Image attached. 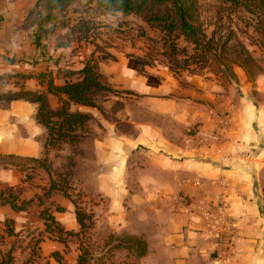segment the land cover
Returning <instances> with one entry per match:
<instances>
[{"label": "crops", "instance_id": "0c3cea01", "mask_svg": "<svg viewBox=\"0 0 264 264\" xmlns=\"http://www.w3.org/2000/svg\"><path fill=\"white\" fill-rule=\"evenodd\" d=\"M10 2L0 0V16L7 12L15 19L20 0ZM83 62L72 58L62 64L59 59L47 68L60 83L64 77L58 70L78 69ZM99 66L114 88L137 99L131 103L130 97L103 91L96 101L104 114L93 105L79 106L91 114L87 123L93 126L80 144L86 156L80 161H88L89 168L79 169L77 184L102 198L96 216L117 231L145 239L147 252L140 264H264V73L252 83L235 66L237 80L222 83L207 68V73L196 68L176 79L165 70L140 71L133 59L99 61ZM29 80L35 81L31 90L42 88ZM48 98L57 108L56 98ZM37 123L40 137L18 127L11 134L0 120V154L39 158L46 129ZM35 170L34 177L24 180V168L0 167V185L21 183V198L30 200L49 181L42 166ZM65 192L53 190L44 204L64 229L77 231L72 196ZM30 203L27 210L37 209L44 227L40 206ZM2 207L6 218L26 219L27 210ZM45 234L52 249L43 248L42 255L62 249L64 242Z\"/></svg>", "mask_w": 264, "mask_h": 264}, {"label": "rangeland", "instance_id": "374dc122", "mask_svg": "<svg viewBox=\"0 0 264 264\" xmlns=\"http://www.w3.org/2000/svg\"><path fill=\"white\" fill-rule=\"evenodd\" d=\"M32 2L33 0H20L19 13L15 19L10 18L7 12L0 16V74L36 72L38 68L44 66L47 68L57 63L59 59L62 64L70 62L72 58L74 63L81 62L89 56L90 52H94L101 64L110 63L118 58L133 59L140 71L165 70L176 79L178 75L194 71L196 68L208 72L206 67L193 65L182 67L181 54L176 49L184 47L187 52L191 51V45L183 38H166L159 29L150 27L142 18L134 14L108 13L97 7L95 2L88 0H77L72 3L60 18L59 23L54 25V33L43 39L39 47H35L30 38L34 27L29 23V19H25ZM198 2L200 19L207 33L214 31L216 37L222 40L231 36V42L234 40L241 42L264 67V32L255 29L254 19L250 14L242 9L233 10L221 0H198ZM6 3L11 2L6 0ZM1 7L2 5L0 9ZM13 7L14 5L11 8ZM20 20L23 21L21 26L12 30L15 22ZM34 86L35 81L29 79L17 77L0 79V92L15 91L18 88L32 89ZM118 90V93L105 92L119 94L124 98L130 97L131 103L137 99ZM99 92L103 91L92 92L91 99L94 100V109L104 114L102 103L96 101L98 100L96 94ZM254 94L259 95L255 91ZM37 106V104L21 100H0V120L4 122L5 129L11 134L18 127L25 132L31 130L40 137L42 129L35 119ZM92 126L87 123L82 128V132L91 131ZM43 132L45 133V130ZM83 139L75 142H50L38 159L41 164L49 165L50 170L56 174L54 179H62L60 184L64 191H68L76 204L89 216V220L85 219L88 229L86 234H83V240H85L84 236H87L85 243L89 241L93 255L99 256L106 253L112 255L116 262L126 259L127 263L124 261V264H129L131 259L125 251L112 247L126 232L115 230V225L97 217L95 207L102 198L84 193L77 184L79 169L89 168L88 161L84 159L83 163L80 161V157H86L82 154L80 147ZM37 166L39 165L33 161L23 162L27 180L34 177ZM60 166L61 170L58 171ZM58 173L60 175H57ZM3 205L5 204H0V258L10 250L14 264H21L26 259H28L26 264H76L78 254L75 248L76 236L66 237L65 244L61 246L62 249H57L58 258L49 253L42 255L43 248L46 250L52 248L47 246L50 243L47 241L50 240L43 231L42 222L37 218V209L29 208L26 219L10 217L15 233L8 235L5 232L6 217L2 213ZM30 205L31 203L29 207Z\"/></svg>", "mask_w": 264, "mask_h": 264}, {"label": "trees", "instance_id": "16d2710c", "mask_svg": "<svg viewBox=\"0 0 264 264\" xmlns=\"http://www.w3.org/2000/svg\"><path fill=\"white\" fill-rule=\"evenodd\" d=\"M77 0H35L33 7L28 11L27 19L35 26L31 33L36 47L41 41L53 32V27L59 23L60 18L68 7ZM95 2L97 7L108 13L120 12L122 14H134L142 18L150 27L157 28L166 38H183L191 45V51L184 47L176 49L181 54L182 67L197 66L206 67L215 78L222 83H231L237 80L234 71L235 66L241 67L248 80L253 83L256 74L264 73V68L250 54L248 49L239 41L231 42V36L224 40L216 37L215 32L207 33L200 19V6L198 0H88ZM227 3L231 9H242L254 19L255 29L264 32V0H221ZM175 47V46H174ZM174 49V48H173ZM64 77L62 82H56V74L51 69L45 68L36 72H17L13 74H0V79L17 77L18 79H35L41 89L31 90L18 88L15 91H1L0 100L13 101L24 100L36 103L37 122L46 129L44 150L53 141H79L85 136L82 128L91 119V114L79 109L80 105L92 106L91 94L94 91H107L118 93L105 74L100 70L99 60L91 52L78 69H60ZM49 95L56 98L58 106L52 108L49 104ZM24 161H33L42 166L50 175L48 185L42 187L40 193H35L30 200L22 199V184L15 186L0 185V204H8L13 210L26 211L32 200L40 206L39 215L44 220V231L49 237L60 242H65L67 236H76L77 239V263L76 264H124L126 259L116 262L112 255L106 253L95 256L89 246L86 230L89 220L86 212L76 204V221L79 224L77 231L64 229L55 219L51 206L44 204V199L49 197L53 190L64 188L60 180L51 175L49 165L41 164L38 158L19 157L14 154H0V167L23 168ZM53 174H55L53 172ZM56 175V174H55ZM60 175V173L58 174ZM24 180H27V176ZM65 192V191H64ZM66 193V192H65ZM79 193V191H78ZM67 194V193H66ZM69 195V194H68ZM56 210H62L56 206ZM5 232L13 235L14 227L11 218L4 219ZM84 229V230H83ZM112 247L124 250L130 257L129 264H140L138 259L147 252V243L141 236L123 234ZM51 255L58 258V252ZM26 259L21 264H26ZM0 264H14L10 250L0 258Z\"/></svg>", "mask_w": 264, "mask_h": 264}, {"label": "built area", "instance_id": "2783aa9c", "mask_svg": "<svg viewBox=\"0 0 264 264\" xmlns=\"http://www.w3.org/2000/svg\"><path fill=\"white\" fill-rule=\"evenodd\" d=\"M228 231L231 233V235H234V227L229 224L227 227Z\"/></svg>", "mask_w": 264, "mask_h": 264}]
</instances>
